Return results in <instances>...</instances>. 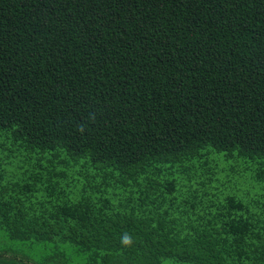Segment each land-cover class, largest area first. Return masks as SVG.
<instances>
[{"label":"trees","instance_id":"1","mask_svg":"<svg viewBox=\"0 0 264 264\" xmlns=\"http://www.w3.org/2000/svg\"><path fill=\"white\" fill-rule=\"evenodd\" d=\"M0 264H264V0H0Z\"/></svg>","mask_w":264,"mask_h":264}]
</instances>
